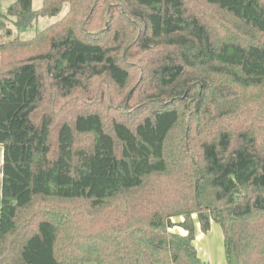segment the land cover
Here are the masks:
<instances>
[{"label":"trees","instance_id":"obj_1","mask_svg":"<svg viewBox=\"0 0 264 264\" xmlns=\"http://www.w3.org/2000/svg\"><path fill=\"white\" fill-rule=\"evenodd\" d=\"M91 1L6 8L21 28L69 4L32 39L0 41V264H209L194 241L212 221L227 264H264V42L216 39L183 0H114L132 30L89 39L76 26L87 25ZM204 2L264 34V0ZM42 39L46 48L35 51ZM115 41L161 48L158 60L145 55L139 80L155 107L113 118L110 129L97 112L77 113L58 126L53 146L52 119L34 120L46 89L39 64L64 95L84 77L122 89L130 73ZM248 90L263 97L251 114ZM182 115L193 138L173 149Z\"/></svg>","mask_w":264,"mask_h":264},{"label":"rangeland","instance_id":"obj_2","mask_svg":"<svg viewBox=\"0 0 264 264\" xmlns=\"http://www.w3.org/2000/svg\"><path fill=\"white\" fill-rule=\"evenodd\" d=\"M12 1L0 0V41L32 39L35 34L61 21L69 11V4L64 3L59 13L52 16H38L32 21L31 25L17 28L15 17L5 14L7 6ZM183 1L188 12L200 17L208 24L212 36L216 39L237 40L239 37H242L245 40L249 38L252 41L264 42V34H259L253 28L242 24L238 19L224 10L209 5L204 0ZM95 2L91 1L89 4V7H93L87 19V25L83 26L79 22V25L76 26L77 32H81L89 39H99L108 35L111 31L117 32L120 38L121 35L132 30V26L122 19L118 11L116 3H120V1L98 0ZM41 6L42 0H32L33 10H38ZM105 12L108 15L107 17L103 16ZM80 21H82V18ZM38 42L34 44L35 51H43L47 46L45 40L42 39ZM122 44L119 45V41L111 44L113 49L118 53V61L130 73L129 81L122 89L114 86L105 76L91 79L84 77L79 82L78 88L64 95V92L60 93L52 88L48 75L43 72L44 64H39V71L44 73L46 89L44 100L36 110L34 120L38 122L42 113H47L52 119L51 143L53 146L56 141L58 126L62 121H71L77 113L97 112L102 116L106 127L110 129V122L113 118L125 120L138 119L150 111L151 108L155 107L154 102L145 97L147 96L146 87H141L139 80L142 73L146 74L148 72L145 71L146 66H148L145 55L148 54L149 60H158L163 56L161 48H154L148 52H143L135 45H131V43ZM253 92L248 90L245 95L250 100L249 106L246 107L247 112L251 111L248 114L259 109L260 101L263 99V97H260L261 94L254 92V94H257L255 95V102L259 101L255 103ZM236 103L237 101H235ZM181 120L180 127L175 129L170 137V144H172L173 149L178 143L181 146L185 143L189 148L191 138H193L192 132L194 127L191 125L192 122H189V118L184 115H182ZM76 142L79 146H86L89 138L78 135ZM1 160L0 148V163ZM41 204V206L44 205L43 202ZM196 234L194 243L202 259L206 260L209 264H227L223 233L218 223L212 221L211 229L207 233L203 234L199 229H196ZM82 264L95 263L88 261Z\"/></svg>","mask_w":264,"mask_h":264},{"label":"crops","instance_id":"obj_3","mask_svg":"<svg viewBox=\"0 0 264 264\" xmlns=\"http://www.w3.org/2000/svg\"><path fill=\"white\" fill-rule=\"evenodd\" d=\"M197 235V234H196Z\"/></svg>","mask_w":264,"mask_h":264}]
</instances>
